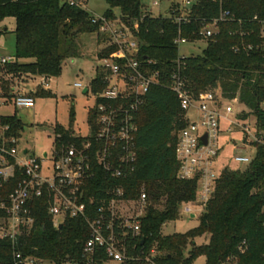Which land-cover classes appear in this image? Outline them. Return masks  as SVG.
Instances as JSON below:
<instances>
[{
	"label": "trees",
	"instance_id": "trees-1",
	"mask_svg": "<svg viewBox=\"0 0 264 264\" xmlns=\"http://www.w3.org/2000/svg\"><path fill=\"white\" fill-rule=\"evenodd\" d=\"M106 3L103 15L112 19L118 9L120 22L139 41L136 59L147 71L158 73V83L150 85L135 116L138 130L133 172L124 179H113L95 167L81 200L86 214L94 216L100 199L109 197L108 191L114 187H121L123 197L129 200H136L143 190L147 202L151 201L139 219V236L125 241L127 255L133 258L118 264H192L199 256L204 257V264H228L231 258L237 264H264V145L254 144L255 155L245 170L226 167L220 172L197 227L186 233L161 231L196 195V180L177 177L174 146L187 120L178 96L169 88L171 76L178 73L194 97L216 90L224 99L242 105L238 119L251 116L255 127L264 130V0H194L180 22L175 21L180 16L177 5L169 8L168 16H152L141 0ZM221 10L229 11L231 17L216 23V32L206 38L201 53L179 56L175 39L200 41L202 26L217 18ZM8 18L13 19L14 60L2 67L13 76L55 77L63 60L77 55L79 35L95 33L98 44L107 38L91 22L86 9L67 0H0V36L8 32ZM113 50L114 46L108 45L97 56H107ZM103 76L97 68L91 80L94 89L101 88ZM10 86L6 79L1 81L0 97L10 100ZM31 96L53 94L39 85ZM92 115L91 111L88 122L93 121ZM1 117L10 124L11 133L17 135L22 129L15 115ZM53 131L56 147L82 139L72 135L70 126L55 124ZM15 181L1 187L0 194L10 191ZM154 203L163 207L157 209ZM31 215V227L24 228L15 242L0 238V264H15L16 251L22 257L52 264L110 262L102 250L90 255L83 252L90 234L85 219L68 218L56 228L43 198L32 201ZM200 236H206L207 241L197 245L195 239Z\"/></svg>",
	"mask_w": 264,
	"mask_h": 264
},
{
	"label": "built area",
	"instance_id": "built-area-1",
	"mask_svg": "<svg viewBox=\"0 0 264 264\" xmlns=\"http://www.w3.org/2000/svg\"><path fill=\"white\" fill-rule=\"evenodd\" d=\"M67 1L71 5H80L74 0ZM160 1L152 0V5L158 6ZM193 2H176L180 12V16L175 17L176 22L183 19ZM230 17L229 11L221 10L217 18L202 26L199 32L202 39L206 40L216 32L217 22ZM91 22L98 25L99 31L108 34L114 50L99 58L98 68L104 72L101 88L94 89L91 81L84 87L86 93H93L96 99L93 121L88 122L85 133L73 132V136L82 138L79 142L54 147V167L50 177L42 173L46 153L35 157L28 148L20 150L17 135L10 132V124L0 115V188L16 180L10 191L0 194V238L15 242L24 228H30L33 223L32 201L43 198L56 228L68 218L85 219L90 229L83 246L85 254L102 250L110 262L120 263L133 258L127 255L125 241L139 236V219L148 204L145 192L142 190L136 200H129L123 197L121 187H114L108 191L109 197L100 199L92 217L86 214L81 200L87 181L94 176L95 167H101L113 179H124L133 172L138 130L135 116L150 85L158 83V73L147 71L136 59L139 41L121 22L117 25L104 15H91ZM133 28L137 31L136 24ZM262 34L264 36V30ZM174 42L178 47L191 41L177 37ZM13 60L14 57H2L0 62L3 66ZM47 81V77H42L44 87H48ZM75 86L82 87L80 83ZM169 88L178 96L187 120L186 126L177 134L174 155L179 164L178 179L196 180L194 200L180 208L183 213L191 215L196 205L203 211L215 191L218 178L215 160L219 151L218 138L223 132L220 125L228 115H233L231 104L235 101L224 99L216 90L204 91L194 97L185 80L176 72L171 76ZM11 92L10 100L0 97V105H11L14 109L33 107V97L17 92L14 86ZM192 108L196 118L189 120L187 112ZM245 121L239 120L235 114V120L230 121L231 126L227 129L230 132L238 125L244 133L242 144L235 146L233 160L238 163L252 160L246 154L248 147L254 148L256 143L264 145V130L254 127L251 132ZM56 138L59 143L60 135L56 134ZM130 203L135 204L138 213L135 210L131 214ZM14 259L15 264H52L31 256L22 257L17 251ZM228 264L237 263L231 258Z\"/></svg>",
	"mask_w": 264,
	"mask_h": 264
},
{
	"label": "rangeland",
	"instance_id": "rangeland-1",
	"mask_svg": "<svg viewBox=\"0 0 264 264\" xmlns=\"http://www.w3.org/2000/svg\"><path fill=\"white\" fill-rule=\"evenodd\" d=\"M86 9L91 15H103L108 8L106 0H74ZM178 0H161L158 6L152 5V0H141L144 10L152 16H168L169 8L176 5ZM119 11L114 10L113 23L119 24ZM108 19V18H107ZM5 24L9 28H13V19L8 18ZM107 38L101 40V44L97 43L95 33H84L77 38L78 52L75 57L66 58L61 65L60 73L55 77L48 78V87L42 84V77L33 76H13L5 72L0 62V84L3 79L7 80L8 85H13L17 92L25 93L31 96V92L41 85L45 89L50 90L53 96L33 97L34 105L31 108L14 109L11 105H0V115H15L22 123V129L17 133L18 147L20 150L28 148L32 150L35 157H41L46 153L47 157L42 163V173L50 177L54 167V147L55 134L53 126L55 124L62 127H71L73 132L85 133L87 130L88 117L90 112L96 105V99L93 93H84V87L95 77L96 69L100 64L98 52L111 43V38L107 33L100 31ZM205 47V39L196 42L182 43L178 46L180 56H188L190 54H200ZM14 54V34L8 29V32L0 36V61L2 57H10ZM4 66V65H3ZM80 83L82 87L75 86ZM11 87V86H10ZM208 91V90H206ZM210 91V90H209ZM214 91V90H211ZM204 92V91H202ZM32 97V96H31ZM236 117L243 111L244 107L239 104H231ZM71 113L73 117L71 119ZM228 115L225 120L221 121L220 129L223 131L218 138V155L215 160V170L219 175L224 168L245 170L249 163H238L233 160L236 153L235 146L241 145L244 133L242 129L235 125L230 132L227 129L231 126L230 121L235 120V114ZM189 120L196 118L195 110L192 108L187 112ZM245 124L251 132L254 130V120L251 116L245 119ZM246 154L253 159L255 149L248 147ZM151 201L148 203L150 204ZM131 214L137 208L134 203H130ZM157 209L163 207L160 203H154ZM202 209L196 205L194 207V217L179 211V216L174 221H169L162 226L163 234L186 233L198 226V217ZM138 213V210L136 211ZM143 213H146V208ZM133 215V214H132ZM206 236H200L195 239L197 245L206 243ZM203 256L197 257L192 264H204ZM108 264H118L108 262Z\"/></svg>",
	"mask_w": 264,
	"mask_h": 264
},
{
	"label": "water",
	"instance_id": "water-1",
	"mask_svg": "<svg viewBox=\"0 0 264 264\" xmlns=\"http://www.w3.org/2000/svg\"><path fill=\"white\" fill-rule=\"evenodd\" d=\"M84 93H86V89L85 88H84ZM203 140L205 141V136L203 137ZM190 216L191 217H194V214H191ZM57 227L60 228L61 227V224H58Z\"/></svg>",
	"mask_w": 264,
	"mask_h": 264
},
{
	"label": "crops",
	"instance_id": "crops-1",
	"mask_svg": "<svg viewBox=\"0 0 264 264\" xmlns=\"http://www.w3.org/2000/svg\"><path fill=\"white\" fill-rule=\"evenodd\" d=\"M4 28V27H3ZM9 29H11V28H9ZM10 57H13V55L12 56H10ZM13 85H11V87H12Z\"/></svg>",
	"mask_w": 264,
	"mask_h": 264
}]
</instances>
